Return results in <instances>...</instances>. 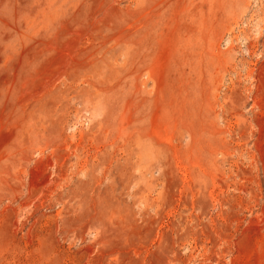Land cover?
<instances>
[{"label":"rangeland","instance_id":"obj_1","mask_svg":"<svg viewBox=\"0 0 264 264\" xmlns=\"http://www.w3.org/2000/svg\"><path fill=\"white\" fill-rule=\"evenodd\" d=\"M0 264H264V0H0Z\"/></svg>","mask_w":264,"mask_h":264}]
</instances>
